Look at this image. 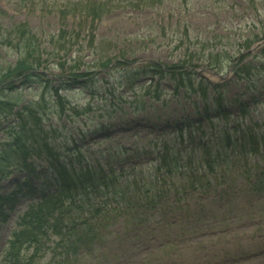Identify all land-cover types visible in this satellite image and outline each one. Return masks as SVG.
<instances>
[{"label": "rangeland", "instance_id": "obj_1", "mask_svg": "<svg viewBox=\"0 0 264 264\" xmlns=\"http://www.w3.org/2000/svg\"><path fill=\"white\" fill-rule=\"evenodd\" d=\"M35 1L47 8L43 3L34 7L31 0L30 5L0 0V68L16 69L31 57L46 67L21 70L2 84L0 97L9 100L0 101L5 108L0 110V151L12 159L45 142L80 148L87 162L95 163L98 150L109 147L105 161L120 163L123 170L136 168L138 176L159 183L164 170L153 161L163 151L162 143L175 145L186 171L196 167L203 172L209 170L203 150L208 157L209 150L212 156L232 150L229 145L210 149L207 142L221 144L236 129L264 130V0H95L99 11L105 7L107 12L101 18L90 11L62 15L48 8L85 0ZM20 24L34 48L15 33ZM243 66L248 71L239 78ZM38 72L41 77L35 78ZM182 72L188 77L185 86L180 84ZM191 81L209 86L210 111L201 91L190 88ZM219 91L226 101L216 111L211 102ZM17 130L26 138L13 146ZM41 136L46 140L41 142ZM249 160L243 169L254 162L257 170L264 169V156ZM241 161L237 157L234 164ZM48 169L42 166L43 172ZM13 170L0 179V196L25 177ZM237 170L226 169L227 182H237ZM180 173L167 180L179 184L184 180ZM134 179H127L128 188L134 189ZM241 198L229 203V197L218 194L193 199L198 222L191 228L184 223L168 236L143 231L147 240L142 245L143 239L116 235L119 223L112 227L108 252L100 247L93 254L98 257L76 264H264V201ZM27 202L23 197L6 221L0 216V250L17 225L16 211L27 208ZM51 256L48 251L44 264Z\"/></svg>", "mask_w": 264, "mask_h": 264}, {"label": "trees", "instance_id": "obj_2", "mask_svg": "<svg viewBox=\"0 0 264 264\" xmlns=\"http://www.w3.org/2000/svg\"><path fill=\"white\" fill-rule=\"evenodd\" d=\"M20 1L27 2L28 0ZM31 3L34 7H37L40 5V3H43L44 7L47 8L46 3L44 2H36L35 0H31ZM153 3H157V0H155ZM48 8L52 12H57L62 15L71 13L77 14L84 11H90L93 14H97L98 17L101 18L103 14L107 13L105 7L103 8L102 12L99 11L101 8L98 6L95 0H85L80 3H67V5L64 6L61 5V3H56L54 6ZM15 33L21 34L22 38L24 39H27L28 37L32 38V36L29 35L28 29L25 28L24 24L16 26ZM24 35H27L28 37L26 38L24 37ZM61 38L65 42V38L67 37L61 35ZM30 40L31 39H27L28 43L24 44L27 48L30 47V49H32L34 48L32 47V44H34V40ZM40 68H46L44 62H42L38 58L32 59V57L29 60H21L20 65L16 69L9 67L0 68V94L4 92L2 90L6 87H4V85L2 84L18 76L21 70H40ZM237 71L239 75L238 77L243 78V75L248 71V69L243 66ZM182 73L183 75L180 84L181 86H185L187 85V83H185L184 81H188V77L184 75V72ZM37 75L38 74L33 76H35V78L41 77L40 73L38 76ZM47 88L51 89L50 86H47ZM190 88H193V91H201L200 93L203 100H208L207 93L209 86L204 85L203 83L197 85H194V83H192L190 84ZM55 91L56 92L54 93L58 94L59 91L57 89H55ZM224 99L225 98L220 91L218 92V95L214 99H212L217 109L222 108V102ZM3 100L9 99L0 97V101ZM4 109V107L2 108L0 106V110L3 111ZM19 112L22 114V111L19 110ZM245 113L246 112L243 109V115ZM23 114H26V111H24ZM235 133H238L236 134V139L239 141H242V139L243 141H246L247 145L251 146L249 149H251L252 151L259 150L258 147L263 143L264 132L258 133L252 132L251 130L236 129ZM258 134H260L261 136H259ZM181 136L182 134L179 135L180 138ZM226 136V141L222 142L221 144L218 143L216 139H212L211 142H207V145H209V148H218L219 146L220 148H223L224 146L228 145V147H235L237 144V140L233 139L235 137L232 134L229 135V133H227ZM14 138L15 142L13 146L19 145L20 138L25 139L26 136L24 132L17 130ZM40 138L42 139L41 142L43 140H46V137L42 138L41 136ZM221 138L222 136L220 137V139ZM38 145L39 142L36 144V148H33V151H24L21 156L18 157L17 155L13 159L12 156H7L3 153V151H0V179L9 176L12 169H15L13 171L24 172L27 175L26 178L22 179L20 182H17L16 186L9 192H5L3 196H0V216H2V219L4 220L7 216V213L14 207H16L22 194L31 196L34 194H40V200L37 205L32 206L26 213L28 218V220L26 221V229L18 233L17 237H15L14 243H20L22 241H34L35 236L39 233L45 234L46 236H48L49 234L60 236V244L65 243V240H70V242L76 244H78L77 240H79V242L82 244L83 242L80 240L83 239H86L87 243H89L90 240H92L97 235L96 228L93 227L92 229L91 227H89L85 229V226H93L91 222L94 221V226L100 227L101 224L107 223L106 216L110 217L111 213L114 211L113 208L109 207V204L112 205V197L114 195L116 196L119 191L116 187H114V183L112 180L113 176H110L112 173H114V171H112V173L105 172V166L103 164L104 159L97 160L95 163L81 161L82 158H80V161H78V163L76 162L77 160H69L71 159L69 156H67V154L71 152L69 146L65 145L63 149H60L53 143L49 145L45 142H42L40 148H37ZM162 146L163 158H160V164H166L165 161L171 160L177 166V157H175L172 153L173 145L167 147L166 142H164ZM16 148L18 150L19 146H17ZM104 154L105 152L102 151L101 154H99V157L104 156ZM219 155L223 156L224 159H227L229 157L226 152L222 154V152L219 151ZM210 157L212 159L211 161H214V158L218 156H212V153L209 150V158H206V160L208 161L207 163H209ZM47 161H49V164H47ZM44 163H46V166L49 167L48 170L53 172L52 179H55L56 181L53 182L50 179H47L37 188L34 181L29 178V175H35V178H37L36 175H40L37 170L38 168L42 167ZM107 168H109V166H107ZM34 171L35 174L33 173ZM201 177H204V175H202ZM263 178L264 173L263 175L259 174L258 178H255L256 180L254 181L253 185H258L260 187L263 184ZM206 183L207 185H210L209 180L206 181ZM52 188L56 189L54 191H49V189ZM76 193H78L77 196L86 197L88 199V203L84 204L79 202V200H75L74 198H77ZM125 194H129L125 196L126 198H131L136 195V192H125ZM156 194L157 192L147 190L146 192L136 195L137 198L129 199L126 202V205L130 209L135 210L136 213H139L142 219L144 210H149L146 209L147 205L150 208L154 206L155 203L162 200L161 192H159L157 195ZM95 199H97V201H95L94 203L89 202V200L94 201ZM120 200L121 198L118 200V203L120 202ZM67 201L69 202L67 203ZM119 213L120 211L117 209V215ZM69 246L76 248V245L73 244H69ZM12 264L18 263L13 262ZM20 264L37 263L32 257L26 262L20 261Z\"/></svg>", "mask_w": 264, "mask_h": 264}]
</instances>
